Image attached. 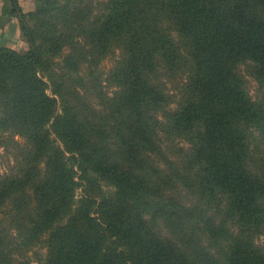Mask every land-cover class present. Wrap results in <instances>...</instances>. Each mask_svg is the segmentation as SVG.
Listing matches in <instances>:
<instances>
[{
  "label": "trees",
  "instance_id": "1",
  "mask_svg": "<svg viewBox=\"0 0 264 264\" xmlns=\"http://www.w3.org/2000/svg\"><path fill=\"white\" fill-rule=\"evenodd\" d=\"M7 2L29 50L0 47V148L15 158L0 175V264H264V97L238 70L251 61L264 86V0ZM117 52L107 93L94 70ZM92 93L103 110L82 102ZM159 115L192 146L168 176ZM181 181L208 205L170 195Z\"/></svg>",
  "mask_w": 264,
  "mask_h": 264
},
{
  "label": "rangeland",
  "instance_id": "2",
  "mask_svg": "<svg viewBox=\"0 0 264 264\" xmlns=\"http://www.w3.org/2000/svg\"><path fill=\"white\" fill-rule=\"evenodd\" d=\"M32 24L35 25V23H32ZM38 31L40 34L44 33L43 31H40V30ZM25 41L28 44V50H29V43L26 38H25ZM43 47L45 49V46ZM27 51L25 52L23 51L21 53H26ZM118 55H119V52H117L116 55L106 57L105 60L99 63L98 67L95 68L94 70V77L96 80V81L93 80L94 85H97L100 90L102 87L103 89L102 91H105L107 93H112L114 91V87H112V84L107 81V77L110 74L111 70L113 69ZM238 70L246 81L247 90L250 93V95L254 99H263L264 86H262L261 83L258 82L257 78L254 75L255 73L254 63H252L251 61L242 63L238 66ZM85 74H86V70L82 72V76H84ZM87 76L89 75H85L86 78ZM182 80L183 79L181 75L179 78H174L168 81L167 90L171 96L175 97L174 99H171V101L173 102L170 107L171 110H175L178 107V102L181 100L178 97L180 96L179 87L182 85ZM70 84H74V83H70ZM78 90L81 92V95L83 96H87L91 94L90 88L81 87V88H78ZM96 93L98 94L97 90H96ZM82 102L93 104L98 109H101V107L98 106V104L101 101L100 99H97L95 97V94L93 93L89 97V99H83ZM102 114H106V112L102 111ZM159 119L161 120V124H162V127L158 131L159 133L158 135L160 138V148H161L159 152L161 154L155 155L156 164L158 165L159 169L163 170L164 175L166 176L173 175L174 174L173 167L182 169V165H184V163L186 162V154L190 152V148H192V146L187 141L186 138L177 134V132L172 131V128L166 124V120L161 118L160 115H159ZM197 128H202V125L198 124ZM15 139L20 142H23V140L19 136H16ZM257 142L258 140H256V143ZM256 143H253L252 148H254L253 146L255 145L256 150H258V152L261 153L263 146H261L260 144L256 145ZM169 162H172L174 165L170 167ZM14 166H15V158L13 155V149L11 147L0 148V175L10 172ZM179 171H182V170H179ZM179 183L180 184L177 185L176 190L174 191L171 190L168 192L170 193V195H172L176 199L188 205H192V206L201 205V207H205L206 205H208L209 199H207L206 197L200 198L203 196L199 195V192L195 190L196 188L192 185L191 181H189V183L184 182V181H181ZM81 193H82V190L79 189L77 192V196H80ZM221 197L222 196H219L220 199H222ZM218 202L219 201H217V203L216 202L210 203V207H209L210 215L216 216L217 209H218ZM202 205H205V206H202ZM231 223L232 222L230 221V224H229L230 227L234 229V231L237 233L236 226L233 227ZM157 225H158L157 229L161 233L162 237H167L169 239L176 240L175 237H172V233L170 232V229L166 226V224H164L163 222L159 220ZM199 228L201 230L203 229V226H200ZM259 230H261V228ZM261 231H264V227ZM204 239H205L204 240L205 246H208L209 244L213 245V243H211L208 240L209 234H206ZM256 244L260 246L261 249L264 250V232L263 234L258 235V237L256 238ZM37 251L45 253L46 255V249L45 250L37 249ZM212 252L215 253L216 249H212ZM31 255H33V253Z\"/></svg>",
  "mask_w": 264,
  "mask_h": 264
},
{
  "label": "crops",
  "instance_id": "3",
  "mask_svg": "<svg viewBox=\"0 0 264 264\" xmlns=\"http://www.w3.org/2000/svg\"><path fill=\"white\" fill-rule=\"evenodd\" d=\"M19 3L24 13L32 12L36 8L35 0H19ZM8 7L7 0H0V47L6 46L19 52H25L28 50V44L25 41L20 20L10 14Z\"/></svg>",
  "mask_w": 264,
  "mask_h": 264
}]
</instances>
